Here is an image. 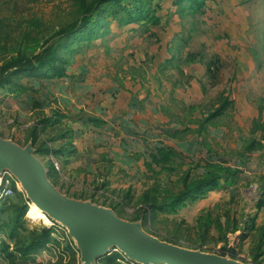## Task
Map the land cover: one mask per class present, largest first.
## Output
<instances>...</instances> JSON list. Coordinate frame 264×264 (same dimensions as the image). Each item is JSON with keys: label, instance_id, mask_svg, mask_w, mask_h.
I'll return each instance as SVG.
<instances>
[{"label": "rangeland", "instance_id": "rangeland-1", "mask_svg": "<svg viewBox=\"0 0 264 264\" xmlns=\"http://www.w3.org/2000/svg\"><path fill=\"white\" fill-rule=\"evenodd\" d=\"M200 2L142 0L137 7L146 13L124 23L106 12L98 38H73L70 52L61 50L66 76L16 75L25 87L20 97L0 88V135L25 145L35 122L59 114L61 121L47 134L74 132L71 144L69 136L57 142L68 148L55 159L53 180L64 193L117 206L120 216L142 220L162 239L264 264L254 258L264 238V210L257 208L264 193V132H253L256 122H264V0ZM80 18L76 0H0V75L7 58L60 40L56 34ZM225 98V112L203 125ZM170 146L177 156L156 163L159 148ZM38 155L46 164L53 158ZM211 162L237 169L235 183L173 209L145 211V193L155 188L160 198L167 196L164 190L182 186L175 182L186 170L198 177ZM7 185L15 193L6 205L0 202V219L10 215L2 208L26 201L20 237L44 226L53 232L24 262L0 251V264H80L67 229L46 214L33 216L35 206L19 184L8 177ZM252 218L253 230L246 223ZM235 222L241 228L228 232ZM9 234V227L0 231V249L7 243L13 249ZM115 262L134 264L123 255Z\"/></svg>", "mask_w": 264, "mask_h": 264}, {"label": "trees", "instance_id": "trees-1", "mask_svg": "<svg viewBox=\"0 0 264 264\" xmlns=\"http://www.w3.org/2000/svg\"><path fill=\"white\" fill-rule=\"evenodd\" d=\"M142 0H76L78 5V12L81 14L79 21L74 22L70 25L64 26L60 32L56 35H63L60 40L53 41L54 37L46 40L38 48H34L30 53L27 51H19L16 54L7 58L1 68L0 75V88L11 92L18 93L17 97H20V89L25 87L21 85L17 80H15L16 75H29V76H39L42 78H52V77H64L67 75L66 69L68 61L66 57L61 54V50L65 48V52H70L69 42L73 38L78 40H87L92 41L100 36V31L103 28L102 16L108 12L109 15L118 19L120 23L136 21L140 15L146 13V8H138V2ZM183 1V0H180ZM191 5L202 4L200 0H188ZM138 15L136 16V12ZM155 17V16H153ZM77 33H81L80 36L76 37ZM41 48V51L38 49ZM66 52V53H67ZM47 68L46 70H43ZM33 102L36 106L41 107V101L38 98H33ZM222 99V98H221ZM223 101V100H222ZM229 103L228 99H224L222 105L217 108V110L210 112L203 125L208 122H212L214 118L223 114L228 108ZM63 116H42L35 124L33 125V133L31 140H33L34 145L40 141L37 148V152L45 157L51 155L50 160L47 162L49 168V175L52 181L56 174H58V169L56 168L55 159H60L63 153L67 151L66 145H57L58 137L69 136L68 143L71 144L74 138L73 130L61 131L60 134L51 136L47 134V129L49 126H53L56 123L60 122ZM96 121V118H91V121ZM262 130L264 132V122H256L253 132ZM264 137V135H263ZM30 141V140H29ZM257 144V141H253L248 147ZM262 145V144H261ZM72 150H70L71 152ZM160 156L159 154H153V159L158 164L171 163L174 156H177L178 150L173 147H160ZM66 164V162H63ZM164 165V164H163ZM208 171L204 172L201 176H194L192 170H186L179 179L175 182L176 184H182L180 187L177 185L175 188H168L164 191H167V196L159 197L160 191H156L155 188L151 189L143 195L140 199L145 211H157L163 210L165 208H176L180 204H186L190 201L196 200L198 198H204L207 196L208 192L215 188H223L225 186L233 185L236 181L238 170L233 167L226 165L224 163H213L207 165ZM54 182V181H53ZM55 183V182H54ZM18 194L21 195V192L17 190ZM264 192V191H263ZM9 200V199H8ZM5 200L3 204L6 205L7 201ZM26 201L20 204H14L10 209L2 208L1 211L10 212L8 218L0 219V231L4 227L10 228V241L14 244L13 249H10V244L7 243L6 246L0 251L12 261L19 259L21 262H24L28 259L32 253L37 249L42 248L48 242L51 241V234L53 228L50 226H44L41 231H35L31 233V236L23 239L20 237V228L23 226V217L27 211ZM114 206V209H116ZM257 208L264 210V193L259 198L257 202ZM9 210V211H8ZM153 213V212H152ZM151 213V214H152ZM249 227L253 230L256 229L255 219L246 220ZM210 225V224H209ZM241 228L239 224L234 223V226L228 228V232H236ZM264 228V226H263ZM264 238H261V241L255 247V261H257L262 255H264V249L262 245L264 243ZM73 242L66 246L67 250L73 249ZM122 253L118 251H113L110 254H106L100 258L99 262L103 264H120L115 262V259L119 258ZM261 263V260L258 261V264Z\"/></svg>", "mask_w": 264, "mask_h": 264}, {"label": "water", "instance_id": "water-1", "mask_svg": "<svg viewBox=\"0 0 264 264\" xmlns=\"http://www.w3.org/2000/svg\"><path fill=\"white\" fill-rule=\"evenodd\" d=\"M11 172L25 192L52 220L65 227L80 252V264H98L118 251L137 264H256L162 239L109 206L70 196L58 188L33 140L25 145L0 135V173Z\"/></svg>", "mask_w": 264, "mask_h": 264}, {"label": "built area", "instance_id": "built-area-1", "mask_svg": "<svg viewBox=\"0 0 264 264\" xmlns=\"http://www.w3.org/2000/svg\"><path fill=\"white\" fill-rule=\"evenodd\" d=\"M11 177L13 180H15L18 184L19 182L15 179V177L11 174V172L5 170L3 173H0V202H4L5 200L10 199L15 191L7 185V178ZM124 256V255H123ZM128 261L137 264L136 262H133L129 260L126 256H124Z\"/></svg>", "mask_w": 264, "mask_h": 264}, {"label": "bare ground", "instance_id": "bare-ground-1", "mask_svg": "<svg viewBox=\"0 0 264 264\" xmlns=\"http://www.w3.org/2000/svg\"><path fill=\"white\" fill-rule=\"evenodd\" d=\"M31 204L33 206H35L32 209V215L33 216H38L39 213H40V215L45 216L46 213L36 203L31 202Z\"/></svg>", "mask_w": 264, "mask_h": 264}, {"label": "crops", "instance_id": "crops-1", "mask_svg": "<svg viewBox=\"0 0 264 264\" xmlns=\"http://www.w3.org/2000/svg\"><path fill=\"white\" fill-rule=\"evenodd\" d=\"M260 258H264V255H262V257H260Z\"/></svg>", "mask_w": 264, "mask_h": 264}]
</instances>
